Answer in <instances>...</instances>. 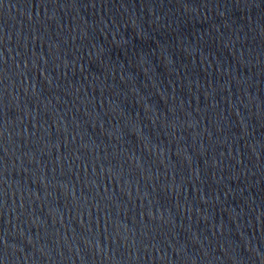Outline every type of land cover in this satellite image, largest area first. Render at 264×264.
I'll list each match as a JSON object with an SVG mask.
<instances>
[{
  "label": "water",
  "instance_id": "water-1",
  "mask_svg": "<svg viewBox=\"0 0 264 264\" xmlns=\"http://www.w3.org/2000/svg\"><path fill=\"white\" fill-rule=\"evenodd\" d=\"M0 264H264V0H0Z\"/></svg>",
  "mask_w": 264,
  "mask_h": 264
}]
</instances>
